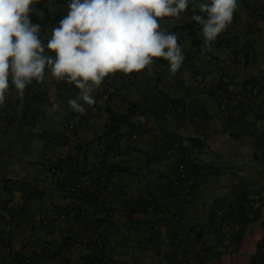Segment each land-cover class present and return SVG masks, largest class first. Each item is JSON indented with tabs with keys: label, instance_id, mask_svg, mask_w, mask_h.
<instances>
[{
	"label": "crops",
	"instance_id": "obj_1",
	"mask_svg": "<svg viewBox=\"0 0 264 264\" xmlns=\"http://www.w3.org/2000/svg\"><path fill=\"white\" fill-rule=\"evenodd\" d=\"M198 2L160 19L186 55L175 77L162 58L140 73L111 74L83 115L68 104L79 89L47 70L23 97L8 93L0 108V264H264V0H238L230 31L211 47L191 18ZM35 8L29 15L46 42L68 0ZM255 83L258 96L248 88ZM220 87L236 96L233 107L219 106ZM73 145L94 185V201L81 210L86 227L69 210ZM182 165L181 190L156 204ZM145 194L153 211L134 209Z\"/></svg>",
	"mask_w": 264,
	"mask_h": 264
},
{
	"label": "clouds",
	"instance_id": "obj_2",
	"mask_svg": "<svg viewBox=\"0 0 264 264\" xmlns=\"http://www.w3.org/2000/svg\"><path fill=\"white\" fill-rule=\"evenodd\" d=\"M40 2L0 0V108L11 90L23 97L47 70L79 89L68 104L83 115L109 75L140 73L162 58L175 77L186 59L176 34L163 30L160 19L179 18L195 0H68L67 14L46 42L29 15ZM237 7L238 0H199L191 18L206 46L228 28Z\"/></svg>",
	"mask_w": 264,
	"mask_h": 264
},
{
	"label": "built area",
	"instance_id": "obj_3",
	"mask_svg": "<svg viewBox=\"0 0 264 264\" xmlns=\"http://www.w3.org/2000/svg\"><path fill=\"white\" fill-rule=\"evenodd\" d=\"M230 30L227 28L224 32H229ZM123 73H119L118 76H122ZM116 81L118 80H111L108 81L104 86H103V92L104 94H106L107 96L112 95V92H114V86L116 85ZM250 92L252 93V96H258L259 92H260V85L259 84H249L248 86ZM216 97L218 100V104L221 108H228V107H233L236 103V96L233 94L232 91L228 90L225 87H220L216 89ZM178 106L176 104H174V110L176 109L178 111V113H181V108H177ZM70 129L73 130L74 129V125L70 126ZM74 146V145H73ZM71 155L72 158L69 162V168H68V179H69V188H70V192L73 194L74 198V204L73 206H71L69 208L70 211H73L74 213L78 214L77 220L78 223L83 226L86 227L88 226V220L85 216V213L81 210H84L86 208V206L88 207L91 202L94 201L93 198V194H92V185L91 184V178L88 173L83 172L80 169L79 166V149L76 148V146H74L72 148L71 151ZM175 173L172 174V176L170 177L171 182H172V186L173 188H171L170 194L166 195V197L164 198H160L156 204L160 205V206H164L166 203V200L169 198L170 196H173L179 189V187L181 186V184H183L186 180H187V171L185 169V167L182 166H178L177 169L174 170ZM102 176H100V178L97 180V184L100 186H103L107 180V172L103 171ZM105 191L108 192V188L107 186L104 187ZM152 194V193H151ZM151 194H145L143 196H140L138 198L135 199V202L133 203L134 205V209H138V210H142V211H153L156 204L155 203H151L150 206L145 207V204L147 203V201H151ZM164 200V201H163ZM163 201V204H162ZM133 209V208H131ZM221 218L220 216H216V220L219 221ZM2 242H7V240L3 241L0 239V243ZM103 247V245L100 244L101 248ZM235 247H237V244L235 245ZM100 254L97 255V259H101V257L99 256ZM27 263L29 264L30 261H27Z\"/></svg>",
	"mask_w": 264,
	"mask_h": 264
},
{
	"label": "trees",
	"instance_id": "obj_4",
	"mask_svg": "<svg viewBox=\"0 0 264 264\" xmlns=\"http://www.w3.org/2000/svg\"><path fill=\"white\" fill-rule=\"evenodd\" d=\"M112 116H113V115H112ZM115 117H116V116H113L114 119H116ZM213 220H215V223L217 224L216 217H215V219H213ZM215 223H214V225H216ZM215 227H216V226H215ZM217 228H218V227H217ZM219 229L221 230V228H219ZM218 232H219V230H218Z\"/></svg>",
	"mask_w": 264,
	"mask_h": 264
},
{
	"label": "rangeland",
	"instance_id": "obj_5",
	"mask_svg": "<svg viewBox=\"0 0 264 264\" xmlns=\"http://www.w3.org/2000/svg\"><path fill=\"white\" fill-rule=\"evenodd\" d=\"M181 187H182V186L179 187L178 191L181 190Z\"/></svg>",
	"mask_w": 264,
	"mask_h": 264
}]
</instances>
